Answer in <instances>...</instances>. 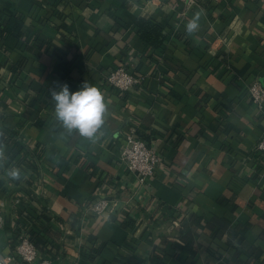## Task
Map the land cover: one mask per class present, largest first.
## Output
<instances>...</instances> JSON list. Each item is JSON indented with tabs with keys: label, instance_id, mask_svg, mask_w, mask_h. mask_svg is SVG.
I'll return each mask as SVG.
<instances>
[{
	"label": "crops",
	"instance_id": "0c3cea01",
	"mask_svg": "<svg viewBox=\"0 0 264 264\" xmlns=\"http://www.w3.org/2000/svg\"><path fill=\"white\" fill-rule=\"evenodd\" d=\"M118 66L138 78L126 92L102 81ZM85 81L107 105L91 140L63 129L49 93ZM251 81L264 88V0H197L184 15L180 0H0V253L23 229L53 264H264ZM131 129L160 157L144 184L120 159ZM99 198L110 207L90 213Z\"/></svg>",
	"mask_w": 264,
	"mask_h": 264
},
{
	"label": "built area",
	"instance_id": "2783aa9c",
	"mask_svg": "<svg viewBox=\"0 0 264 264\" xmlns=\"http://www.w3.org/2000/svg\"><path fill=\"white\" fill-rule=\"evenodd\" d=\"M180 1L183 3V15L193 6L197 5V0ZM102 81L121 92H126L138 82V78L124 66H118L105 73ZM247 92L250 100L263 114L264 88L259 82L251 81ZM256 149L264 153V132L256 144ZM120 159L125 163L129 171L137 174L138 181L142 184L153 175L160 161L158 153L147 145L144 140L136 136L132 129L124 136V143L120 147ZM111 201L108 198L95 199L87 207V210L92 214L100 215L110 207ZM3 223V216L0 214V229ZM15 237L14 254L4 256L0 253V264H53L48 259H37V248L25 230L20 229Z\"/></svg>",
	"mask_w": 264,
	"mask_h": 264
},
{
	"label": "clouds",
	"instance_id": "9594fccd",
	"mask_svg": "<svg viewBox=\"0 0 264 264\" xmlns=\"http://www.w3.org/2000/svg\"><path fill=\"white\" fill-rule=\"evenodd\" d=\"M200 14L196 13L187 21L185 31L191 35L199 29ZM54 102L53 115L68 134L74 132L81 137L92 139L104 124L107 105L101 90L87 81L76 91H69L66 83L49 89ZM5 174L12 180L21 179L18 167L5 169Z\"/></svg>",
	"mask_w": 264,
	"mask_h": 264
},
{
	"label": "trees",
	"instance_id": "16d2710c",
	"mask_svg": "<svg viewBox=\"0 0 264 264\" xmlns=\"http://www.w3.org/2000/svg\"><path fill=\"white\" fill-rule=\"evenodd\" d=\"M140 36L151 44H158L162 39L160 28L150 20L141 18L138 21Z\"/></svg>",
	"mask_w": 264,
	"mask_h": 264
}]
</instances>
